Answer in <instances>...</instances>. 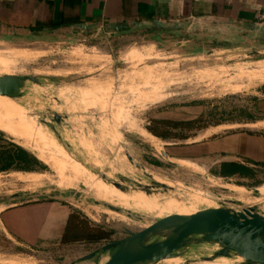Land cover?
Listing matches in <instances>:
<instances>
[{
  "label": "rangeland",
  "instance_id": "374dc122",
  "mask_svg": "<svg viewBox=\"0 0 264 264\" xmlns=\"http://www.w3.org/2000/svg\"><path fill=\"white\" fill-rule=\"evenodd\" d=\"M75 32L44 43L0 40V75L37 77L41 83L28 86L24 98L0 99V154L25 147L41 159L47 156L54 167L43 164L44 170L31 174L1 172L0 204L59 201L79 222L113 234L97 245L47 250L20 247L0 234V264H102L113 253L102 252L105 245L182 211L253 208L264 215V190L251 191L264 186V174L249 182L244 177L224 179L171 165L162 157L172 151L171 145H182V139L200 129L220 124L245 130L233 122L245 120L247 105L264 86V47L234 45L229 51L195 56L166 51L161 44L152 47L141 34L108 42L103 35ZM54 113L63 119L59 124ZM148 129L169 139L154 136L148 141L141 134L152 135ZM112 182L135 189L160 183L174 191L154 196L160 204H149L138 197L142 193L122 194ZM162 202L174 203L177 211L165 210ZM160 239L155 236L148 243ZM218 249L194 239L176 257L153 264H245L235 256L211 261ZM96 250V257L80 261Z\"/></svg>",
  "mask_w": 264,
  "mask_h": 264
},
{
  "label": "crops",
  "instance_id": "0c3cea01",
  "mask_svg": "<svg viewBox=\"0 0 264 264\" xmlns=\"http://www.w3.org/2000/svg\"><path fill=\"white\" fill-rule=\"evenodd\" d=\"M77 25H96L99 36L108 42L141 34L152 47L161 44L166 51L208 56L258 41L262 36L258 29L264 27V0H0V40L44 43L57 34L80 31ZM246 109L253 120L233 122L245 130L231 131L232 127L221 125L200 129L182 139V145H171L170 160L209 175L224 164L252 170L254 177L264 174V86L255 91ZM141 134L148 141L154 137L145 131ZM39 159L54 168L47 156ZM258 189L261 193L264 186ZM73 214L59 201L0 204V234L27 249L85 243H63Z\"/></svg>",
  "mask_w": 264,
  "mask_h": 264
},
{
  "label": "water",
  "instance_id": "95a60500",
  "mask_svg": "<svg viewBox=\"0 0 264 264\" xmlns=\"http://www.w3.org/2000/svg\"><path fill=\"white\" fill-rule=\"evenodd\" d=\"M82 33L97 32L96 25H77ZM118 30V26L112 27ZM110 29V28H109ZM260 36L257 45L264 47V27L258 29ZM253 54H259L253 51ZM38 88L39 78L18 75H0V96L9 99H21L28 96V86ZM37 90V89H36ZM54 121L59 124L63 119L54 113ZM4 133H0V138ZM12 139V138H11ZM14 140V139H12ZM15 141V140H14ZM33 155L39 162L38 155L25 147H20ZM168 163L175 165L167 154H162ZM131 161V158L128 157ZM139 168L138 164H135ZM150 179L153 177L149 174ZM104 180V175H101ZM105 183V182H104ZM111 185L122 194L143 193L147 197L167 196L174 188L158 183V186H141L137 189L122 183L112 182ZM259 194L258 189L251 190ZM15 195L13 198H19ZM160 236L158 241H148ZM197 240L198 243L216 244L219 249L210 258L229 259L233 256L243 260L245 264H264V215L256 213L253 208L243 209L241 212L229 211L223 208L207 209L189 216L170 215L159 219L149 227L132 234L123 241L114 242L102 247L101 251L113 250L109 259L102 264H153L165 259L174 258L184 247ZM96 250L82 257L81 261H88L99 254Z\"/></svg>",
  "mask_w": 264,
  "mask_h": 264
},
{
  "label": "trees",
  "instance_id": "16d2710c",
  "mask_svg": "<svg viewBox=\"0 0 264 264\" xmlns=\"http://www.w3.org/2000/svg\"><path fill=\"white\" fill-rule=\"evenodd\" d=\"M59 25H53L56 27ZM200 104V103H193ZM245 120H253L252 115L245 112ZM212 116L210 113L207 115L208 117ZM241 121H237L240 123ZM220 125V124H216ZM215 125V126H216ZM207 127V126H203ZM201 128V127H200ZM199 128V129H200ZM148 131L155 137L160 139H168V135L158 134L153 129H148ZM0 162L2 163V167H0V173L4 171H19V172H38L45 169V166L39 162L33 155L25 151L20 147H13L9 151H5L0 154ZM153 165L158 166L159 163L157 161L152 163ZM264 166V165H263ZM212 175L220 178H231L233 176L238 175L239 177L245 178H254V172L247 168L234 165V164H224L221 166L220 171L212 172ZM78 215L74 213L68 221L66 234L63 239L64 244H71L76 242H85L89 244H99L104 241H108L113 234L111 231H105L100 228L93 229L92 227H88L87 225L78 221Z\"/></svg>",
  "mask_w": 264,
  "mask_h": 264
},
{
  "label": "bare ground",
  "instance_id": "6f19581e",
  "mask_svg": "<svg viewBox=\"0 0 264 264\" xmlns=\"http://www.w3.org/2000/svg\"><path fill=\"white\" fill-rule=\"evenodd\" d=\"M11 76H14V75H11ZM0 99H5V100H8V101H14V100H12V99H9V98H6V97H1L0 96ZM23 134H25V133H23ZM25 136H26V134H25ZM28 136V135H27ZM29 138H30V136H29ZM26 139V138H25ZM27 140V139H26ZM35 140V139H34ZM36 141V140H35ZM39 159V158H38ZM40 160V159H39ZM143 194V193H142ZM139 195V194H138ZM144 195V194H143ZM143 195H141V196H138L140 199H142V200H144L146 203H149V204H154V203H159V200L158 199H156V198H154V196L153 197H145V196H143ZM156 197V196H155ZM159 198V197H158ZM163 198V197H162ZM139 199V200H140ZM138 200V199H137ZM138 200V201H139ZM131 204V203H130ZM160 204V203H159ZM132 205V204H131ZM162 207L165 209V210H167V211H177V207H176V205L173 203L172 204V202L171 203H163L162 202ZM224 209V208H223ZM184 211H182V212H180V213H175V214H170V215H180V216H189V215H192V214H194V213H192V212H190V213H183ZM170 215H168V216H170Z\"/></svg>",
  "mask_w": 264,
  "mask_h": 264
}]
</instances>
